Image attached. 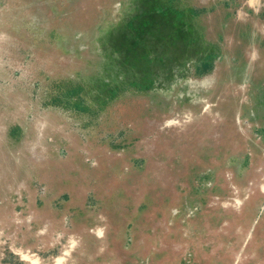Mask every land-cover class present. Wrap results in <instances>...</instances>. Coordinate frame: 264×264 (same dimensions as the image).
Segmentation results:
<instances>
[{
    "label": "rangeland",
    "instance_id": "obj_1",
    "mask_svg": "<svg viewBox=\"0 0 264 264\" xmlns=\"http://www.w3.org/2000/svg\"><path fill=\"white\" fill-rule=\"evenodd\" d=\"M0 264H264V0H0Z\"/></svg>",
    "mask_w": 264,
    "mask_h": 264
}]
</instances>
